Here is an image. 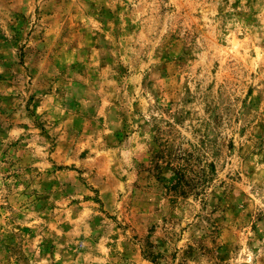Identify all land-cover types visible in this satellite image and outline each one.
Listing matches in <instances>:
<instances>
[{
    "label": "rangeland",
    "instance_id": "1",
    "mask_svg": "<svg viewBox=\"0 0 264 264\" xmlns=\"http://www.w3.org/2000/svg\"><path fill=\"white\" fill-rule=\"evenodd\" d=\"M0 264H264V0H0Z\"/></svg>",
    "mask_w": 264,
    "mask_h": 264
}]
</instances>
